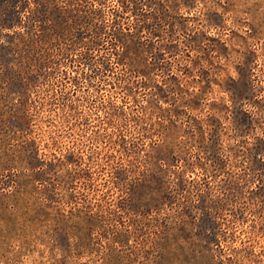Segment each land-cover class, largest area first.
<instances>
[{
  "label": "rangeland",
  "instance_id": "374dc122",
  "mask_svg": "<svg viewBox=\"0 0 264 264\" xmlns=\"http://www.w3.org/2000/svg\"><path fill=\"white\" fill-rule=\"evenodd\" d=\"M0 264H264V0H0Z\"/></svg>",
  "mask_w": 264,
  "mask_h": 264
},
{
  "label": "trees",
  "instance_id": "16d2710c",
  "mask_svg": "<svg viewBox=\"0 0 264 264\" xmlns=\"http://www.w3.org/2000/svg\"><path fill=\"white\" fill-rule=\"evenodd\" d=\"M40 6V5H39ZM38 6V4H37V6H36V8L34 9L35 10V16L33 15V13L32 12H30V14L29 15H27V18H30L29 19V24H31V26H26V22H25V20H24V18H22V16L20 17V24L19 25H21L23 28L25 27V28H29V30H34V28H32L33 27V23L35 22V18H36V10H37V8L39 7ZM19 9H21L20 7H19V5L18 6H15V10L17 11V14H19V15H22V12L19 10ZM25 9H27V6L25 7ZM24 12H26V10H24ZM28 24V23H27ZM13 28L15 27V25L14 26H12ZM26 29V30H27ZM32 32V31H31ZM30 32V33H31ZM30 33H26V34H30ZM16 35H20L19 37H17V39L19 38L20 40H22V38L24 39L25 37L23 36L24 34H20V33H17ZM16 38V37H15Z\"/></svg>",
  "mask_w": 264,
  "mask_h": 264
}]
</instances>
